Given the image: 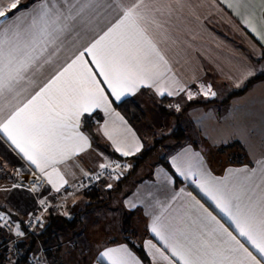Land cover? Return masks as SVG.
Here are the masks:
<instances>
[{
    "label": "snow or ice",
    "instance_id": "snow-or-ice-1",
    "mask_svg": "<svg viewBox=\"0 0 264 264\" xmlns=\"http://www.w3.org/2000/svg\"><path fill=\"white\" fill-rule=\"evenodd\" d=\"M227 4L264 44V0ZM186 9L195 10L190 0H0V136L33 175L30 188L13 182L11 187L0 185V192L36 193L45 183L61 192L68 180L60 165L91 147L80 131L81 119L96 109L118 119L131 137V142L118 138V130L109 131L105 121L103 135L115 152L125 157L140 152L143 144L113 104L143 88L161 97L186 92L189 100L194 98L161 48L170 21ZM255 74L246 66L235 86ZM200 88L205 96L216 95L211 85ZM170 163L174 172L163 173L164 183H173V175L191 180L229 223L183 189L168 199H155L147 205L149 230L162 246L152 240L144 245L154 264H264V160L258 161L259 169L228 170L223 178L213 176L199 154L188 150ZM122 167L129 165L99 164L101 170L111 168L117 180ZM178 199L183 202L176 207ZM38 203L47 211L45 199L38 198ZM27 215L29 227H43L41 215ZM12 216L0 205V229L12 231L14 225L15 235L24 237L22 222ZM97 260L141 264L126 244L104 247Z\"/></svg>",
    "mask_w": 264,
    "mask_h": 264
},
{
    "label": "crops",
    "instance_id": "crops-1",
    "mask_svg": "<svg viewBox=\"0 0 264 264\" xmlns=\"http://www.w3.org/2000/svg\"><path fill=\"white\" fill-rule=\"evenodd\" d=\"M22 2L28 4L31 3V0H22ZM116 2L117 0H112L113 4ZM190 3L195 10L186 9L180 15L172 18L168 25L167 42H162L161 48L167 53L173 73L181 85L187 90H195V95L203 98L198 101H214L206 106L217 107V112L207 118L208 125H206L207 119L197 116L195 129L191 132L195 140L181 145L169 136L173 127L167 129V114H159L164 122L159 124L157 129L147 122L145 116L146 103L158 100L160 103L166 104L173 98L169 99L167 95L161 97L155 93L154 89L148 88L141 89L134 96H126L125 98L134 99L144 113L139 122H127V126L132 129L143 144L140 152L127 157L115 152L111 141L103 135L102 125L108 121L109 131L115 128L119 132L118 138H127L131 142L130 135L124 133L118 119L110 118L100 109H96L91 114L97 113L100 118L94 123L93 135L85 131L81 123L80 131L88 136L91 147L60 165L61 172L68 180V185L74 184L85 173L99 168L100 163L115 160L121 166L129 165V167H122L120 170L122 174L118 180L113 178L114 180L109 183L112 184V188L109 189L108 184L103 187V190L107 192L101 195L106 197V201L98 205L100 217L104 215L116 217L118 227L114 233L110 234L109 228L104 224L101 227L102 235L97 237L94 230L86 226L83 240V249L85 250L83 252L89 253V255L81 259L71 258L70 264H98L99 251L104 247H115L120 244H126L141 261V264H154L149 250L144 246L145 242L152 240L157 246L162 245L149 230L151 216L147 205L153 203L155 199H168L173 194L180 193L181 189L185 194L191 193L205 208L221 218L222 223L228 225L227 219L219 213L213 202L204 196L191 180L173 175V183H164L163 173L167 172L172 175L174 170L167 169L161 161L162 158L168 157L167 162L171 167V158L178 153L185 150L198 153L205 168L218 178L225 177L228 170L259 169L258 161L264 160V123H261L264 122V113L251 114V105L254 107L258 103L260 106L264 105V92H261L262 89L259 90L262 87L261 82L253 85L245 93L231 97L226 103H223L224 105L220 103L228 98L232 91L239 88L235 86V83L242 79V72L246 66L255 69V75L264 74L261 66L264 59L260 58L261 53L264 52V44L259 42L258 37L241 22L233 9L228 7L227 0H190ZM108 11L104 10L102 15H107ZM257 16H259L258 10ZM247 79L242 80L240 87ZM200 85H211L212 91L216 94L223 92V94L222 96L219 94L218 97L216 95L215 97L205 96L201 93ZM181 93L186 94V92ZM255 93H258L259 96L255 97ZM185 96L187 97V94ZM116 104H113V108L118 112ZM225 106L229 109L227 112L219 111ZM120 116L122 115L120 114ZM207 127L209 132L205 136L209 139L203 142L201 137H204V129ZM252 135L258 137L254 136L253 139H250L249 137ZM167 136L169 137L167 138ZM247 136H249L248 139H245L247 142L243 145L239 140ZM228 137L231 138L229 141L223 139ZM231 142H235L239 146L234 143V147H224L225 144ZM249 145L252 146L251 149H248ZM144 151H149V154H153L155 158L151 159V156L148 155L146 159L135 164L133 158ZM157 152L162 155L156 157ZM233 152L244 154L240 163L229 160V155ZM0 164L4 165L3 174L11 173L9 177L5 176V181H7L5 186L11 187L13 182H24L26 187H31L29 183L33 179L31 169L25 160L11 151L9 144L2 136H0ZM21 165L24 167L21 168ZM17 170H19V174ZM53 192L56 191L46 183L36 193L23 191L9 195L0 192V205L4 210H10L15 218L24 220L28 216L27 213L34 212L38 208V198H44ZM81 197L84 198L81 194L72 196L68 205L76 204ZM182 202V199H178L175 206L178 207ZM16 220L18 221V219ZM6 245L10 246L11 244L7 242ZM136 246L142 247L146 259L139 256L134 248ZM2 248L0 240V249ZM54 260H58L57 263L62 264L58 258Z\"/></svg>",
    "mask_w": 264,
    "mask_h": 264
},
{
    "label": "rangeland",
    "instance_id": "rangeland-1",
    "mask_svg": "<svg viewBox=\"0 0 264 264\" xmlns=\"http://www.w3.org/2000/svg\"><path fill=\"white\" fill-rule=\"evenodd\" d=\"M262 66V72H264V63L261 64ZM259 82H261L262 87H260L259 90H261V92H264V79H261ZM257 84V83H255ZM254 84V85H255ZM252 87V86H251ZM251 87H249L247 90H249ZM200 90V89H198ZM192 91L195 94V90ZM217 92V89H216ZM220 96H222L223 92H219ZM219 94H216V96L218 97ZM186 94H178V95H173V96H169V102L165 103H160V101L156 100L154 102H148L145 104V113H146V120L147 122L155 129H157L158 125L164 122V119L160 117V113L163 114H167V129H169L170 127H173V130L176 127H182L184 130V134L182 136H180V138H173L175 140H177L179 142V144L181 143V145H184L185 143H191L192 141L195 140L194 135H192V131H194L195 129V119L197 116H199L200 118H204L207 119L211 116H213L216 112H217V107L214 106H206L207 104H197V103H190L191 101L194 100H199V99H203V98H199L198 95H194V98L192 100L187 99V97L185 96ZM255 97L259 96L258 93L254 94ZM253 96V97H254ZM186 97V98H185ZM215 97V96H214ZM205 99V98H204ZM222 99V98H221ZM220 100V99H219ZM168 101V100H167ZM199 102H204V101H199ZM179 105V110H177L176 106ZM204 105V106H201ZM221 105H224L223 103H221ZM141 107V106H140ZM223 108V107H222ZM229 109L227 108V106H225V108L219 110L221 112H227ZM169 111H171L172 113H169ZM259 113H264V105L260 106V103L256 104V106H252L251 105V114H259ZM144 115V113H143ZM264 123V122H261ZM209 124V120H206V125ZM205 125V127H206ZM208 127L204 129V137H201V139H203V142L208 141L209 138H207V136H205V134L207 135L208 131ZM188 130V131H187ZM187 131V133H186ZM187 134V136H186ZM194 134V132H193ZM256 135H252V136H247L246 138L239 140L241 143H246L248 139V137L250 139H253V137ZM258 137V136H256ZM168 138V137H167ZM201 139L199 138V140L201 141ZM224 140L227 139V141H229V139H231L230 137L228 138H223ZM244 141V142H243ZM202 142V143H203ZM172 144V143H171ZM252 146L249 145L248 149H251ZM149 156H151V159H154L155 156H153V154H148ZM162 155L160 152L156 153V157ZM153 156V157H152ZM168 156V155H167ZM228 156V154H227ZM168 161V157L165 158ZM108 163H119L115 160H112L111 162ZM120 164V163H119ZM99 169V168H97ZM121 170V169H120ZM118 170V171H120ZM11 176V173H7V174H3L2 171H0V176L2 177L0 178V185L5 186L7 181H5V176ZM115 176V173H114ZM114 179H112L110 181V183L113 181ZM80 194V193H78ZM82 195V193H81ZM78 197V196H77ZM76 198V197H75ZM74 201V200H73ZM72 202V201H71ZM75 202V201H74ZM86 202H88V200H86L85 198H79L75 203H73L72 205H66L64 206V208H62L60 210V212H58L56 209L52 208L55 212L57 213H62V214H69L70 212L72 213H76L79 210H81L83 207H85ZM74 205V206H73ZM94 207V208H93ZM92 208V209H91ZM49 211V210H48ZM48 212L45 213L44 216L47 215ZM93 221V223H92ZM106 225L109 230H110V234L114 233V231L116 230V228L118 227L117 225V218L113 217L111 215L109 216H101L100 217V213H99V209L98 206H90L87 207V209L81 213V216L79 218V221L76 225V228L74 229V231H61L58 235H56V240L54 242H52L49 246L52 250V253L50 254V256L47 255V250L44 248V246H42L41 244H38L36 251L33 253V256H37L38 257V264H58V260H54L55 258L59 259L60 261H62V264H70V259L71 258H85L89 255L84 253L83 250V240H84V233L86 231V226L87 227H91L92 230H94L95 234L97 237H100V235H102L103 230H101V227L103 225ZM39 230H36L35 233L39 232ZM8 237V242L9 244H14L15 241L18 240H22L25 238L24 237H17L15 235V232L12 234H6ZM41 251H42V255H41ZM60 263V262H59Z\"/></svg>",
    "mask_w": 264,
    "mask_h": 264
},
{
    "label": "trees",
    "instance_id": "trees-1",
    "mask_svg": "<svg viewBox=\"0 0 264 264\" xmlns=\"http://www.w3.org/2000/svg\"><path fill=\"white\" fill-rule=\"evenodd\" d=\"M261 79H264V74H257L250 77L244 82L241 87L232 91L229 94L228 98L220 101V103H226L231 97L239 96L245 93L249 87L253 86L255 83H258ZM211 102L214 101L207 100L204 102H199L197 100H194L190 103L208 104ZM115 107L118 113L121 114L124 119L129 123H137L143 118V111L140 105L132 98H125L123 101L117 103ZM169 113L172 112L169 111ZM99 118L100 115L97 113L85 115L84 117H82L81 120L82 128L91 135H93L94 123ZM183 134V129L181 127H176L169 136L173 138H180V136H182ZM234 143L235 142L225 144L224 147H234V145L236 144ZM236 145L239 146V144ZM148 154L149 151H144L140 155L134 157L133 159L135 164H138L144 159H146ZM242 158H244V154L240 152H233L229 155V160L231 162L240 163ZM161 161L167 167V169L172 171L167 160L162 158ZM104 186L102 185L101 187L90 191H83L82 195L88 200V202H86L85 207H83L76 213L70 212L69 214H62L55 212L53 209H50L47 215L45 216L43 227L37 233L26 232L24 220L12 216L15 220L18 219L19 222H22L21 230L24 231L26 235L24 239L15 241L14 244L7 246L6 243L8 242V237L3 231L0 230V240L1 244L3 245V248L0 249V264H28L31 258L33 257V253L36 251L38 244L44 246V248L47 250V255L50 256L52 250L49 245L56 240V235H58L61 231H74L81 216V213L84 211V209L86 210L87 207L94 205L98 206L105 203L106 197H103L101 195L102 193L107 192L103 190ZM134 248L139 254V256H141L143 259H146L145 252L141 246H136Z\"/></svg>",
    "mask_w": 264,
    "mask_h": 264
},
{
    "label": "built area",
    "instance_id": "built-area-1",
    "mask_svg": "<svg viewBox=\"0 0 264 264\" xmlns=\"http://www.w3.org/2000/svg\"><path fill=\"white\" fill-rule=\"evenodd\" d=\"M87 173L90 174L91 178H89V176L84 175L74 184L68 185L64 187L63 189H61V192L59 193L53 192L49 194L48 196L42 198V199H45L47 202V205H48L47 211H42V206L39 205L38 208L34 211V213L36 215L42 216L43 223L45 219L44 215L46 212H48V210L54 208L58 212H60V210L69 203V199L72 196L78 193L81 194L83 191H90V190L99 188L102 185L103 186L107 185L114 178V172L112 171L111 168L104 169V170H101L99 168L94 171H89ZM97 174H99V179H96ZM81 185H83V187H81ZM69 193H74V194L69 195ZM12 219L14 218L12 217ZM28 221H29V216H27L24 219V226H25L26 232L32 233L42 228L36 225L35 223H33L31 227H29ZM12 227H13L12 231H10L8 228H3L0 230L3 231L5 234H12L15 232V226L13 225ZM41 255H42V251H41ZM38 260L39 259L37 256H33L28 264H38L39 263Z\"/></svg>",
    "mask_w": 264,
    "mask_h": 264
},
{
    "label": "water",
    "instance_id": "water-1",
    "mask_svg": "<svg viewBox=\"0 0 264 264\" xmlns=\"http://www.w3.org/2000/svg\"><path fill=\"white\" fill-rule=\"evenodd\" d=\"M71 217V216H70Z\"/></svg>",
    "mask_w": 264,
    "mask_h": 264
}]
</instances>
